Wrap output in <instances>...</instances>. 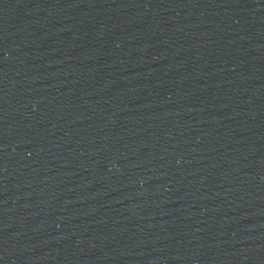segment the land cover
<instances>
[{
	"label": "water",
	"instance_id": "95a60500",
	"mask_svg": "<svg viewBox=\"0 0 264 264\" xmlns=\"http://www.w3.org/2000/svg\"><path fill=\"white\" fill-rule=\"evenodd\" d=\"M0 264H264V0H0Z\"/></svg>",
	"mask_w": 264,
	"mask_h": 264
}]
</instances>
